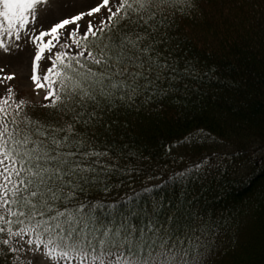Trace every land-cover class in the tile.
I'll return each mask as SVG.
<instances>
[{"label": "snow or ice", "instance_id": "6c2138e0", "mask_svg": "<svg viewBox=\"0 0 264 264\" xmlns=\"http://www.w3.org/2000/svg\"><path fill=\"white\" fill-rule=\"evenodd\" d=\"M190 7L191 0H0L3 264H199L214 226L185 189L208 158L148 184L159 177L110 161L109 148L76 130L99 122L103 103L166 96L189 73L158 48L166 40L160 29ZM25 61L41 107L72 114L71 122L44 123L27 111L33 102L18 96L17 72L6 71ZM140 175L139 191L108 198L123 185L113 177ZM169 184L180 195L165 204L157 193Z\"/></svg>", "mask_w": 264, "mask_h": 264}, {"label": "trees", "instance_id": "16d2710c", "mask_svg": "<svg viewBox=\"0 0 264 264\" xmlns=\"http://www.w3.org/2000/svg\"><path fill=\"white\" fill-rule=\"evenodd\" d=\"M191 3L160 29L166 40L158 48L189 73L166 96L103 103L99 122L76 130L109 148L110 161L159 177L148 184H162L207 157L185 189L195 211L214 226L199 264H264V0ZM41 103L27 109L34 119L57 126L72 121V114ZM112 179L123 181L107 194L118 199L139 191L146 177ZM179 195L171 184L157 193L165 204Z\"/></svg>", "mask_w": 264, "mask_h": 264}, {"label": "rangeland", "instance_id": "374dc122", "mask_svg": "<svg viewBox=\"0 0 264 264\" xmlns=\"http://www.w3.org/2000/svg\"><path fill=\"white\" fill-rule=\"evenodd\" d=\"M6 71H16L17 77L15 81V89L19 91V93H22L24 96H26L30 100L39 101L43 97V92H41L39 95H35L32 90L31 82L27 79V76L30 72V69L28 67L27 61L23 64L20 68H9L6 69ZM216 251L213 250V253H211L212 256ZM210 256V254L208 255ZM34 262L37 264V262L34 260ZM41 264H46V262H41Z\"/></svg>", "mask_w": 264, "mask_h": 264}]
</instances>
